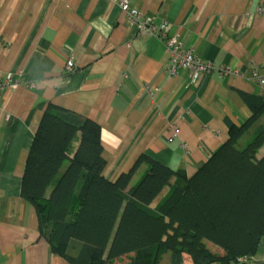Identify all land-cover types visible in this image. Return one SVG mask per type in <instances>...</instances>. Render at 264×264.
I'll use <instances>...</instances> for the list:
<instances>
[{"label": "crops", "instance_id": "obj_1", "mask_svg": "<svg viewBox=\"0 0 264 264\" xmlns=\"http://www.w3.org/2000/svg\"><path fill=\"white\" fill-rule=\"evenodd\" d=\"M128 1L155 22L168 21L213 72L195 83L186 68L169 77L164 44L139 33L111 0H0V75L19 82L0 90V264H71L52 252L35 207L21 197L50 103L101 126L103 174L115 181L141 154L192 176L228 139V121L240 125L251 115L239 92L262 93L254 71L264 74V13L256 11L264 0ZM224 66L237 73H222ZM145 171L140 166L131 185ZM253 259L264 263V250ZM131 263L125 255L108 264Z\"/></svg>", "mask_w": 264, "mask_h": 264}, {"label": "trees", "instance_id": "obj_2", "mask_svg": "<svg viewBox=\"0 0 264 264\" xmlns=\"http://www.w3.org/2000/svg\"><path fill=\"white\" fill-rule=\"evenodd\" d=\"M239 94L251 115L240 125L228 121V139L192 176L141 154L115 181L103 174L101 126L50 103L35 131L21 197L35 207L52 252L71 264H108L125 255L131 264H160L168 253L171 264L186 257L238 264L261 253L264 93ZM142 165L146 171L131 185Z\"/></svg>", "mask_w": 264, "mask_h": 264}, {"label": "built area", "instance_id": "obj_3", "mask_svg": "<svg viewBox=\"0 0 264 264\" xmlns=\"http://www.w3.org/2000/svg\"><path fill=\"white\" fill-rule=\"evenodd\" d=\"M118 4L126 15L130 25H132L139 33H149L157 37L165 46L169 54V59L165 65V72L169 77H176L180 70L186 68L190 71L191 81H198L203 72L211 73L214 70L213 65L206 63L193 49L183 44L181 33L171 34L169 31V23L163 20L159 23L155 22L153 17L144 15L137 9L130 6L128 0H111ZM257 13H264V3L257 6ZM68 72L73 71L71 62L67 63ZM222 73L227 75H235L237 72L231 67H222ZM254 78L264 93V74L258 70L254 71ZM19 86V82L14 74L9 72L0 75V90L10 89L15 90ZM178 128L175 127L172 140L178 135ZM252 258L243 256L238 259V264H252Z\"/></svg>", "mask_w": 264, "mask_h": 264}, {"label": "rangeland", "instance_id": "obj_4", "mask_svg": "<svg viewBox=\"0 0 264 264\" xmlns=\"http://www.w3.org/2000/svg\"><path fill=\"white\" fill-rule=\"evenodd\" d=\"M244 139H246V137L244 138ZM264 153V147L260 150V155L261 154H263ZM134 183H136V181L135 182H133V184ZM209 246L214 250V249H218L216 246H214L213 244H211V243H209ZM264 250V249H263ZM169 255V254H168ZM164 257V256H163ZM254 258V257H253ZM252 258V260H251V263L252 264H259V262L258 261H255L254 259ZM167 258L165 257L163 260H162V262H161V264H166L167 262ZM258 262V263H257Z\"/></svg>", "mask_w": 264, "mask_h": 264}]
</instances>
